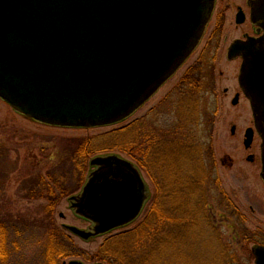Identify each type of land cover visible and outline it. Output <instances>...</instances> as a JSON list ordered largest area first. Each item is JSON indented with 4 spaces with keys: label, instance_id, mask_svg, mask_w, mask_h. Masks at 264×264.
<instances>
[{
    "label": "rangeland",
    "instance_id": "374dc122",
    "mask_svg": "<svg viewBox=\"0 0 264 264\" xmlns=\"http://www.w3.org/2000/svg\"><path fill=\"white\" fill-rule=\"evenodd\" d=\"M239 28L234 30L229 24L223 36L211 42L206 36L175 75L143 107L118 124L89 128L48 125L17 113L0 99V220L7 225L3 247L0 245V250L5 249L6 253L0 254V264H67L71 259L82 260L84 264H109L103 259L107 245L112 243L108 239L129 232L152 213L155 203L157 207L156 186L147 171L138 165L150 198L137 219L90 240L73 235L62 225L86 228L89 224L72 211L67 200L84 185L91 169L88 161L93 156L109 153L136 161L116 149L89 155L83 180L68 174L65 185L73 192L61 198L51 218L44 211L45 200L25 198L27 192L22 186L26 171L44 173L57 167L65 156L66 145L76 148L83 139L92 144L98 135L131 121H139V128L142 123L161 134L179 124L182 115L187 118L183 121L186 126L177 130L179 147L162 154L171 175L165 178L164 192L159 199L166 219L156 234L159 237L167 230L169 237L160 246L156 245L159 242L156 238L148 242L135 240L134 252L127 256L129 260L117 264H255L249 252L252 240L244 238L256 233L264 242L261 139L255 132L250 146L244 145L247 128H254L251 106L238 82L241 59L226 57L231 39L246 29ZM189 69L201 73L204 88L200 92L199 89L197 93L177 89ZM235 95L238 101L234 104ZM152 173L156 175L155 171ZM54 234L65 251L73 249L80 254L65 257L53 254L51 258L48 249L57 241ZM104 243L106 246L100 252ZM132 243L120 242V245H126L123 249L126 252L133 250ZM148 248L150 252H146Z\"/></svg>",
    "mask_w": 264,
    "mask_h": 264
},
{
    "label": "water",
    "instance_id": "95a60500",
    "mask_svg": "<svg viewBox=\"0 0 264 264\" xmlns=\"http://www.w3.org/2000/svg\"><path fill=\"white\" fill-rule=\"evenodd\" d=\"M215 0H0V99L34 121L60 127L114 125L133 115L185 63L209 23ZM264 29V0L254 3ZM238 82L261 139L264 182V33L235 40ZM238 95L232 100L237 103ZM234 131V128L232 129ZM69 206L90 240L133 222L149 199L140 168L117 153L96 155ZM63 216L62 214H60ZM255 264L264 247L254 246ZM67 264H84L71 259ZM96 264H103L101 262Z\"/></svg>",
    "mask_w": 264,
    "mask_h": 264
},
{
    "label": "trees",
    "instance_id": "16d2710c",
    "mask_svg": "<svg viewBox=\"0 0 264 264\" xmlns=\"http://www.w3.org/2000/svg\"><path fill=\"white\" fill-rule=\"evenodd\" d=\"M196 72L197 71L194 72V69L187 70L182 76V79L179 81L177 89L183 92L194 91L196 93V90L199 89L198 92H200L204 88V82L201 79L200 71L198 73ZM185 117L186 115H182L183 119L181 118L179 124L167 128V130L161 134L159 132H152L151 127L145 126L142 123V127L139 128V121H131L123 125L122 127L98 135L97 137L92 139V144H87L86 140L83 139L84 141L79 140L80 143L78 144V146L76 145V148H73L70 145H66L64 150L65 156L59 162V166L47 169L44 173L40 170L36 173L30 172L29 170L26 171L27 178L24 179L22 186V189H25L27 192L25 198L29 200L37 198L45 200L46 204L44 206V211L46 212V214H48L49 218H51V213L54 207L61 200V198L68 196L73 192V190H69V188L65 185V180L68 177V174L79 177L77 179L83 180L81 177L85 173L89 155L95 152H109L115 149L123 151L134 161H136L139 167L144 168L150 178L153 180L157 190V207L155 203L154 207L152 208V213L150 214L149 212L147 217L141 222V224H138L129 232L127 231L115 236L114 238L108 239L112 240V243L111 245H107L103 259L107 260L109 264H117L119 262H123L124 259L129 260L127 256L134 252V244H136L135 240H144L148 242L149 239L153 240L154 238H156V240H159V242L155 243L157 246H160L164 238L169 237V234H166V230V232L162 233V239V234H160L159 237L158 234H156L160 232V228L164 225V221L166 219V212L165 210H162L160 208V206L163 205L159 204V199L160 194L164 192V186L166 182L165 178L168 174L171 175V168L170 166L167 167L166 163L163 162L164 158H162V154L163 152L168 151L170 153L172 148L179 147L180 141L178 142L177 139V130L182 129L184 125L186 126V122L183 123ZM141 129L142 133L139 132V130ZM183 133L184 132H182V134ZM152 171H155L157 176L152 173ZM37 193L38 197H32ZM167 193L166 197H168ZM3 222V220H0V245L2 247L7 230V225L5 226ZM5 223L8 224L9 222L5 221ZM56 235L57 234H54V239L55 241H57L54 242L48 249V254L51 256V258L53 254L56 257L62 255L65 257L71 254H80L73 249L69 252L65 251L64 246H62L61 244V240H59V237ZM120 242L128 243V245L129 243L133 242L132 245H130L133 250H127L126 252L123 251L126 245L124 244V246H122L120 245ZM103 246H106L105 243L101 246L99 250L100 252L103 251ZM139 247L142 248V246ZM150 250L151 249L148 248L146 252H150ZM4 253H6L5 249L0 250V254L2 256ZM53 263L56 264L57 262Z\"/></svg>",
    "mask_w": 264,
    "mask_h": 264
},
{
    "label": "flooded vegetation",
    "instance_id": "af4514ba",
    "mask_svg": "<svg viewBox=\"0 0 264 264\" xmlns=\"http://www.w3.org/2000/svg\"><path fill=\"white\" fill-rule=\"evenodd\" d=\"M257 1L258 0H215L211 19L206 27V30L204 32V35L200 43L206 38V36H208L209 42L218 38L220 35L223 36V31L225 30L226 26H229V24L233 25L234 30L240 29L239 27L246 28L245 30L241 31L238 36H235L233 37V39H231L230 43L226 48V57H227V51L231 46V44L235 42V40L246 41L249 38L256 39L261 37L264 33V29L260 24L255 23L253 18L254 3ZM232 10H234V12H232ZM228 14H229V19L227 18ZM227 21H228V25H227ZM238 58L241 59V63H242L241 56H238L233 59H238ZM199 65L202 67V64L199 63ZM248 159L252 160L253 157L252 158L250 157ZM246 238H248L249 241L252 240L251 243H253V245L250 247L249 252L252 254L255 263V255L253 253V247L254 246L264 247V242L262 241V239L258 238V235L256 233L251 234V237H248L247 234V236H245L244 239Z\"/></svg>",
    "mask_w": 264,
    "mask_h": 264
}]
</instances>
